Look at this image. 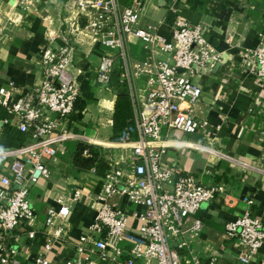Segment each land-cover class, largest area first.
Masks as SVG:
<instances>
[{
    "label": "built area",
    "instance_id": "1",
    "mask_svg": "<svg viewBox=\"0 0 264 264\" xmlns=\"http://www.w3.org/2000/svg\"><path fill=\"white\" fill-rule=\"evenodd\" d=\"M177 1L169 0V5L174 7ZM68 4L75 12L70 25L74 41L62 35L60 44L41 50L40 83L27 88L13 80L0 83V110L6 111L5 116L0 114V161L9 162V174L0 176V264H22L19 249L6 239L8 232L15 231L31 240L41 235L45 252L35 255L32 264H53L47 252L59 241L66 245L64 264H196L181 250L194 252L193 244L204 228L198 212L221 187L204 185L192 173L179 174L164 164L163 157L171 144V130L190 135L208 126V120L194 113L203 95L196 77L212 73L222 61V52L208 38L205 22L177 17L165 32L160 26L142 24L141 8L119 0H70ZM6 30L0 22V44ZM130 37L139 39L145 51L133 74L127 52ZM97 48L102 50L97 82L111 83L119 57L121 80L132 96L135 118L109 143V148L121 153L105 156L108 170L99 177L98 191L85 198L92 220L72 236L69 215L85 195L82 189L57 196L58 207L46 210L41 227L35 223L30 191L33 183L51 176V162L67 152L69 141L83 140L74 131L81 95L76 56L79 50L89 54ZM250 53L256 61V80L264 82V40ZM142 76L146 95L139 105L133 81ZM10 127L24 135L22 144L3 141ZM225 234L237 240L241 264H249L264 246L263 221L250 210L226 222Z\"/></svg>",
    "mask_w": 264,
    "mask_h": 264
},
{
    "label": "crops",
    "instance_id": "2",
    "mask_svg": "<svg viewBox=\"0 0 264 264\" xmlns=\"http://www.w3.org/2000/svg\"><path fill=\"white\" fill-rule=\"evenodd\" d=\"M69 1L0 0V22L7 25L0 44V83L13 80L20 88L40 83L41 50L60 44L62 35L74 41L70 25L75 12L70 9ZM119 1L122 5L140 7L141 23L160 26L165 32L177 17L191 23L205 22L208 38L222 52V61L212 73L196 77L203 95L194 113L197 118L208 120V126L190 135L171 130L168 133L171 144L163 162L179 174H194L204 185L221 187L212 202L201 206L198 215L204 221V228L193 244L194 252L190 255L183 249V256L193 262L196 259V264L211 261L241 264L240 246L236 239L226 236V222L250 210L264 224V82L256 80V61L250 53L264 40V0H178L174 7L169 5V0ZM169 13L173 14L171 22ZM127 52L133 74L134 65L144 59L142 42L130 37ZM101 55L99 48L89 54L80 50L77 53L75 69L81 82V95L74 116L78 115L77 120L85 126L74 127V131L88 142H95L91 138L101 139L105 156L113 157L121 151L109 148L106 143L113 135L117 88L113 90L115 86H105L96 80ZM118 61L121 67V59ZM133 83L138 104L142 105L146 95L145 76L134 77ZM131 101L134 112L132 96ZM0 114L5 116L6 111L1 109ZM110 118L113 124L108 123ZM105 127L111 128V132L101 137ZM7 130L24 138L14 127ZM77 140L67 143L71 152L67 148L66 153L59 154L50 164L51 176L33 183L30 191L37 214L35 223L41 227L46 210L58 207L57 196L68 195L74 188L82 189L85 195L73 204L69 215L72 236L79 235L90 224L93 211L85 198L88 193L98 191L99 186L97 174L78 172L71 166ZM8 163V160L0 161V176L9 174ZM6 239L19 249L22 264H32L35 255L45 252L40 234L31 240L20 231L8 232ZM65 252L66 245L59 241L47 253L53 264H64ZM249 264H264V246Z\"/></svg>",
    "mask_w": 264,
    "mask_h": 264
},
{
    "label": "trees",
    "instance_id": "3",
    "mask_svg": "<svg viewBox=\"0 0 264 264\" xmlns=\"http://www.w3.org/2000/svg\"><path fill=\"white\" fill-rule=\"evenodd\" d=\"M172 19L173 14L169 13L168 21L171 22ZM109 86H115L117 88L112 135V139H116L128 125L134 123L135 118L129 89L126 83L121 80V67L119 64L116 65L113 70ZM74 117L75 119H79L78 115ZM20 136L22 135L12 134L9 130H5L2 139L9 145L22 144L24 138ZM70 163L78 172L92 173V170L94 169V174H97L99 177L103 176L108 170V162L105 158L104 148L85 140L76 141Z\"/></svg>",
    "mask_w": 264,
    "mask_h": 264
},
{
    "label": "rangeland",
    "instance_id": "4",
    "mask_svg": "<svg viewBox=\"0 0 264 264\" xmlns=\"http://www.w3.org/2000/svg\"><path fill=\"white\" fill-rule=\"evenodd\" d=\"M119 57L117 58V65L119 64ZM113 90H116V87L115 88H113ZM83 123L84 122H82L81 124L80 123H78V125L77 126H75V127H79V126H81V125H83ZM83 126H85V125H83ZM103 130H101V132H100V136L101 137H106V136H109V134H110V132H111V128H109V127H105V128H102ZM77 133V132H76ZM80 135V134H79ZM83 140H84V138H82ZM114 139H110V141L112 142ZM88 142V141H87ZM90 143H92V144H97V145H100V146H102L103 147V143H97V142H90ZM106 145H108V144H106ZM104 148V147H103ZM71 149L72 148H70L69 147V145H68V151L69 152H71ZM74 150V149H73ZM73 150H72V153H73ZM204 203H206V202H204ZM204 203H202V207H203V205H204Z\"/></svg>",
    "mask_w": 264,
    "mask_h": 264
},
{
    "label": "bare ground",
    "instance_id": "5",
    "mask_svg": "<svg viewBox=\"0 0 264 264\" xmlns=\"http://www.w3.org/2000/svg\"><path fill=\"white\" fill-rule=\"evenodd\" d=\"M93 141H95V142H97V143H101V139H97V138H91ZM109 143H111L110 141H107V143L106 144H109ZM217 154H218V152H216Z\"/></svg>",
    "mask_w": 264,
    "mask_h": 264
},
{
    "label": "water",
    "instance_id": "6",
    "mask_svg": "<svg viewBox=\"0 0 264 264\" xmlns=\"http://www.w3.org/2000/svg\"><path fill=\"white\" fill-rule=\"evenodd\" d=\"M180 71H183V69H180Z\"/></svg>",
    "mask_w": 264,
    "mask_h": 264
}]
</instances>
